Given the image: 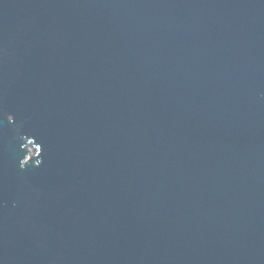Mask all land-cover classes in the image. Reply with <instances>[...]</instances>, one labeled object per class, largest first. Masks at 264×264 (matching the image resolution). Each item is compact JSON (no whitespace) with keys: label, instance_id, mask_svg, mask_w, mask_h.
<instances>
[{"label":"water","instance_id":"obj_1","mask_svg":"<svg viewBox=\"0 0 264 264\" xmlns=\"http://www.w3.org/2000/svg\"><path fill=\"white\" fill-rule=\"evenodd\" d=\"M0 264H264V0H0Z\"/></svg>","mask_w":264,"mask_h":264}]
</instances>
